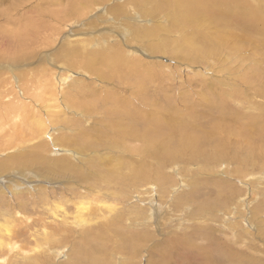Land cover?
<instances>
[{
  "label": "rangeland",
  "instance_id": "1",
  "mask_svg": "<svg viewBox=\"0 0 264 264\" xmlns=\"http://www.w3.org/2000/svg\"><path fill=\"white\" fill-rule=\"evenodd\" d=\"M31 1H35V5L39 7L31 8L28 5ZM45 1L0 0V89L8 88V92L3 91V95L0 97V124L1 122L10 123L14 114H17V117L19 114L24 115L22 114L23 106L26 105L29 106V114L34 118V122L42 118L46 121V127L52 126L50 131L48 128L47 136L41 134L31 140H28L29 135L26 132L25 135L20 134L18 129L23 131V126H19L17 131H14L11 123L7 124L6 128L12 134L10 136L0 135V162L8 163L5 169L0 170V237L9 235L6 233L5 227L16 226L15 229H19L16 233L19 235L15 236V240L21 244L23 249L27 250V252L21 251L18 246L6 255L3 254L4 249L0 247V264H68L74 260L82 241L81 236L85 232L84 228L86 229L84 225L80 229V225L76 226L75 223H71L77 213L76 209L71 208L68 204L67 200L71 196L66 194L68 192L65 191V183L62 182L64 179L50 177L51 181L44 182L39 180L40 178L36 180L33 175L39 177L40 166L23 167L18 163L11 162L9 158V155L17 152L20 154L25 147L37 143L41 139L46 146L45 158H57L59 154L68 156L64 155L67 154L65 151H58L53 140L55 136L70 135L69 129L66 128L70 127V124L63 123L62 126L61 122H50L53 113L49 111L48 101L40 102L39 94L32 93L34 87L40 84L41 79H44L45 83L46 80L52 79L51 70L55 71V78L61 79V75L71 73L74 78H81L85 82L79 81L80 93L78 95L76 92L78 90L77 83L65 87L61 82L62 88L57 91L59 96L57 104L62 110L61 117L79 119L85 127L92 126V132L100 127L99 120L104 117L101 109L92 113L90 118H81L73 114L72 111L76 109L65 107L63 104L66 102L63 101L64 95L68 99L73 97L76 102L93 100L95 106L99 107L103 97L97 96L92 99L90 89L105 94L108 91L114 92L113 89L117 87L114 86L113 81H102L98 76V78L94 77L95 74L91 76L90 69L82 65L81 68L89 71L90 74L85 75L84 72L78 71L77 68L80 66L74 69V72L70 71L68 66L70 62L63 58L64 52L61 50L63 46L74 45L77 40V43L84 40V42L89 41L91 49H99L102 44L119 45L126 51L128 60L149 62L145 64L153 67L156 73L148 78L144 85V91L141 89V94L146 91L152 92L154 86L156 90L162 92V88H164L168 93V88H172L173 91L170 92L177 95L179 99L186 92L184 89L196 92L204 87L203 92L199 93V98L202 96L205 98L216 97L219 93L221 96L222 94L227 95L225 103L230 109H233V112H247L246 109L249 107V112L252 111L254 114L259 112L258 109L252 110V100L254 99L249 100L248 104L233 96L234 100L231 101V96L227 94L230 93L229 91H233L235 84L244 80H251L254 83L264 82V47L261 45L259 47L252 35L250 41L243 47L235 49L232 54L229 51H220L216 55L203 57L202 62L190 64L192 57H190V61L184 59L181 61L176 54L178 53L177 48L180 47V41L191 32L197 36V39L201 34L208 35L210 32L207 31V27L205 28V24L200 30L195 24L183 25L180 28L173 27L171 25L173 18L167 4L163 3L164 0H145L146 2L141 0L145 3L144 8L142 3L139 4V0H99L92 3L89 11L86 9L84 14L77 17L72 16V18L67 17L64 20H60L62 10L55 18L40 19L36 16L39 13L36 11L38 8L45 10L47 7H51ZM241 1H247L254 7L258 5V0ZM155 2L164 8H157ZM6 13L13 14L11 22L6 21ZM14 20L18 22L15 23ZM210 20L209 18L207 23ZM28 22L30 23L29 28L31 26L32 29L41 28L38 37H34L33 33H30L31 30H25L24 33L11 31ZM218 24L212 23L210 28L212 36L216 33L220 34V32L225 34L223 27L226 26V22H218ZM220 26H223L222 31L218 29ZM151 30L153 32L148 35L149 37L142 35V32ZM234 30L241 34L239 29L235 28ZM139 32L140 36H138ZM21 35H25L26 41H28L26 42L27 47L17 52L15 51L18 48L16 40H19ZM151 37L154 39V49L151 46ZM227 37L231 39V36ZM172 42L177 45L175 49ZM228 43L232 46L231 41ZM88 51L90 52L89 48ZM25 53H29V56L24 62L18 63V60L14 59L16 55L20 58L21 54L25 55ZM97 57H101V55L98 54ZM47 68L51 70L46 71ZM151 77H154L156 81H152ZM67 80L71 82L70 79L67 78ZM41 85L44 84L41 83ZM160 85L164 87H160ZM206 87L207 90H205ZM135 90L137 92L135 98H139L141 94L139 95L137 88ZM118 95L121 96V94ZM196 95L198 93L191 98H196ZM149 97L151 103L156 106L158 100L154 96ZM31 100H35L36 106ZM32 107L34 108L33 112L40 110L42 114L40 112L33 113ZM144 107L146 108V106ZM226 115L236 116L232 112ZM240 116H244V114L242 113ZM68 148L71 151L70 156L74 155V158L68 157L78 162L80 166L87 167L88 157L96 153L84 150L82 151L84 155L78 160L75 158L77 154L74 148ZM100 152V157H102L107 151ZM114 152L115 155L123 154V150ZM124 156L126 159H132L129 152L124 153ZM96 157H98L97 154ZM141 161L146 165L149 164L143 159ZM221 163L217 166H204L205 163L198 160L174 159L162 165V178L169 177V180L163 184H161L162 181H155L149 176L131 182L125 187L123 193L115 184H112L108 191L99 192L105 194V199H102L104 206L115 204L113 200H109L112 194H115L113 199L115 201H117L116 197L122 199L124 207L130 208L139 204L142 208L148 209L150 214L158 206L157 202L167 203L169 211L165 213L164 209L157 210L156 218L153 216L151 219L148 215L140 217V221L123 220L119 223L127 229L144 231L149 235L138 242L140 249L137 246V264L153 263L160 256L164 257V261H167L168 257L173 260L176 250L186 244L195 242L202 246H211L213 244L210 242L214 240H219L224 246L231 247L234 255L240 258L235 264H264V163L247 167L253 169L254 172L252 171L245 177L235 173L234 176L232 173L238 166L237 162L223 160ZM27 175L30 176L27 177ZM218 179L230 182L234 187V192H226L224 186L220 193H216L215 183ZM146 183H154V185L145 186ZM71 184L76 192L83 191L75 182ZM164 190L167 192H163ZM193 192L197 193L194 201L190 202L184 199L183 204L174 201L179 195L187 197ZM68 194L71 195V193ZM72 198L79 197L72 196ZM203 203H213L214 207L206 208L200 213L196 207ZM108 214L111 217L109 212ZM180 214L187 216L179 226L172 227L175 222L171 221L169 215L178 218L181 216ZM27 217H30L32 222L29 223ZM105 222V218L98 211H94L90 216L89 224L92 227L103 226ZM201 225L204 229L202 236H199L195 233L194 227ZM23 230H27V233H23ZM115 236L116 233L109 230L107 239L103 234L102 240H97L96 244L99 247L110 249V254L104 255V259L110 261L111 264H123L126 257L119 248L120 241ZM82 264L88 263L83 262Z\"/></svg>",
  "mask_w": 264,
  "mask_h": 264
},
{
  "label": "bare ground",
  "instance_id": "2",
  "mask_svg": "<svg viewBox=\"0 0 264 264\" xmlns=\"http://www.w3.org/2000/svg\"><path fill=\"white\" fill-rule=\"evenodd\" d=\"M96 1L99 0H46L45 3L47 2L51 7H47L45 10L38 8L36 11L39 13L36 16L40 19L55 18L59 16L62 10L60 20L67 19V17L72 18V16L77 17L84 14L86 9L89 11L90 5ZM140 3H142V7L145 6L143 1L139 0ZM163 3L167 4L169 8L174 22L173 24L171 21L173 27L180 28L183 25L195 24L200 30L205 24V28L207 27V31L210 32L208 35H205L204 32L205 34H201L198 39L191 31V34H186L184 39L180 41V47L176 50L178 52L176 54L181 61L182 59L190 61V57H192L190 64H196L198 61L202 62L203 57L216 55L220 51H229L232 54L235 49L243 47L244 44L250 41L252 36L255 37L254 41H257L259 47L260 45L264 47V0H258L257 7L241 0H164ZM28 5L31 8L39 7L35 5V1L29 2ZM155 6L164 8L158 2H155ZM5 17L7 22H11L14 16L11 13H6ZM209 18L211 20L207 23ZM14 22L18 21L14 20ZM29 22L16 30H10L22 31V33L25 30H31L30 33H33L34 37H38L41 28L32 29V26L29 28ZM211 22L213 24L226 22V26H222L225 29V34L220 32V34L216 33L212 36ZM36 25L38 24L36 23ZM222 27L220 26L218 29L221 30ZM235 28L239 29L241 34L236 33ZM152 32L153 30L145 31L142 32V35L147 37ZM138 36H140V32ZM227 36H231V39H228ZM24 38L25 35H21L20 39L16 40L18 48L15 51L20 52L22 48L27 47L26 42L28 41ZM77 41H75L76 43L73 42L74 45H65L61 49L64 52L63 58L70 62L69 65L67 64L70 71L74 72V69L80 66L77 68L78 71L84 72L85 75L90 74L89 71L81 68L82 65L90 69L91 76L95 74L94 77H99L102 81H113L114 86L117 88L113 89L114 92L108 91L105 94L90 89L92 99L97 96L103 97L99 107L95 106L93 100L76 102L73 97H70L71 101L66 95L63 98V101L66 102H63V104L67 108L76 109L72 111L73 114L81 118H90L92 113L101 109L104 117L99 120L100 127L92 132V126L85 127L82 125L81 120L67 116L62 118L60 115L62 110L59 109L57 104L59 100L57 91L62 88L61 82L65 87L77 83L78 90L76 92L78 95L80 93L79 81L85 83L81 78H74L71 73L61 75V79L59 77L55 78V71L47 68L46 71L51 70L52 79L46 80V83L44 79H41L40 84L34 87L32 93L39 94L40 102L48 101L49 111L53 113L52 119H49L50 122L58 121V123H62V126L63 123L70 124V127H66L69 129L70 135L55 136L53 140L58 151H65L67 154L64 155L70 156L71 151L68 147H72L77 154L75 158L78 160L84 155L82 153L84 150H89V153H96L88 157L89 164L87 167L85 165L80 166L78 162L60 154L57 158L47 159L44 156L46 146L43 139H41L37 143L25 147L20 154L17 152L9 155V158L11 162L18 163L23 167L40 166V171L37 170L40 172L39 177L33 175L36 180L40 178L39 180L46 182L51 181V178L64 179L65 182H62L65 183V191L71 193V195L66 193L69 197L71 196L67 200L68 204L71 208H75L77 213L71 223H75L76 226L80 225V229L83 225L86 227L81 236L82 241L79 244L78 252L74 260L68 264H82L83 262L88 264H111L110 261L103 258L104 255L110 254V249L99 247L96 244L97 240H102L103 234L107 239L109 230L114 231L116 233L115 237L120 241L119 248L126 257V260H123L122 263L137 264V246L140 249L138 242L149 237V235L144 231L127 229L119 223L123 220L140 221V217L148 215L151 219H153V216L156 218L157 210L164 209L165 213L169 211L167 203L157 202L158 206L150 214L148 209L142 208L139 204L130 205L133 206L130 208L124 207L122 199L119 197H116L117 201L113 199L115 194H112L111 199H109L113 200L115 204L104 206L102 204L104 200L102 199H105V194L99 192L108 191L112 184H115L119 186L121 193H123L125 187L131 182L149 176L155 181H162L161 184H163L169 180V177L165 178L164 176L162 178V165L174 159L198 160L204 162V166H217L222 164L221 161L223 162V160L235 161L238 166L234 168L233 174H241V177L251 174L253 169L247 167L264 163V82L254 83L251 80H244L235 84L233 91L227 93L231 96V101L234 100L233 96L241 99L244 103L254 99L252 100V110L258 109L257 114L252 111L249 112L250 107L246 109L247 112H233V109H230L225 103L227 95L222 94L221 96L217 93L216 97L205 98L202 96V98H199V93L203 92L204 87L202 86L201 90L196 92L184 89L186 92L179 99L177 95L170 92L173 91L172 88H168V93L164 88L161 92L156 90L154 86L152 92L146 91L141 94V89L144 91V85L147 83L148 78L156 73L153 67L145 64L149 62L128 60L126 51L119 45L107 46L101 43L99 49L92 48V50L88 40V42H84V40L79 43ZM228 41H231L232 46L229 45ZM151 42L152 49H154L153 38ZM172 45L174 49L177 47L174 42H172ZM98 54L101 57H97ZM28 56L29 53H25V55L21 54L20 58L16 55L14 59L18 60V63H22L25 59H28ZM67 78L71 82H68ZM151 80L156 81L154 77H151ZM41 83L44 85H41ZM135 87L138 89L139 95L141 94L139 98H135L137 93ZM160 87L164 86L160 85ZM207 89L206 87L205 90ZM3 91L8 92V88L0 89V97L3 95ZM197 93L196 98L192 99L191 97ZM118 94H121V96ZM149 96H154L158 100L156 106L151 103ZM24 98L26 97L24 96ZM31 101L36 106L35 100ZM28 108L29 106H23L22 114L24 115L19 114L18 117L17 114L12 115L10 120L12 129L17 131L19 126H23V131L22 129L18 130L22 135H25L26 132L29 135L28 140L41 134L47 136V130L50 128V131L52 126L49 127L48 125L46 127V121L42 118L34 122ZM33 110L32 107L31 111L33 112ZM37 112L41 113L40 110H37ZM231 112L236 116L226 115ZM242 113L244 116H240ZM17 122L18 124H16ZM10 123L1 122V136L12 134L6 128V125ZM13 145H15V142H13ZM102 150L109 152V154L106 152L105 156L100 157V151ZM115 150H123V154L115 155ZM127 152L132 155L131 160L124 158V153L127 154ZM96 154L98 157L95 158ZM70 157L74 158V155ZM141 159L149 164L146 165ZM7 164V162H0V170L5 169ZM72 182H75L83 191L81 193L76 192L71 184ZM217 182L215 183L216 193H220L224 186L226 192H234V187L230 182L223 181V179H218ZM152 185L154 183H146L145 186ZM163 192H167V190ZM72 196L79 198L73 199ZM196 197L197 193L193 192L187 197L179 195L174 201L183 204L184 199L191 202ZM210 207H214V204H198L196 208L202 213ZM94 211L100 212V215L105 218L106 222L103 226L92 227L89 224L90 216ZM180 215L178 218L169 215L171 221L175 222L172 227L179 226L187 216L186 214ZM26 219L29 223L32 222L30 217ZM15 227H5L6 233L9 235L0 237V247L4 249L3 254L8 255L18 246H20L21 251L27 252L15 240V236L19 235L16 233L19 229H15ZM194 228L195 233L202 236L204 227L201 225ZM23 233H27V230H23ZM210 243L213 245L202 246V244L191 242L177 249L173 255V260L168 257L167 261H164V257L160 256L155 262L149 264H235L240 260L239 257L234 255L231 247L224 246L219 240ZM84 256L88 257L81 258Z\"/></svg>",
  "mask_w": 264,
  "mask_h": 264
}]
</instances>
